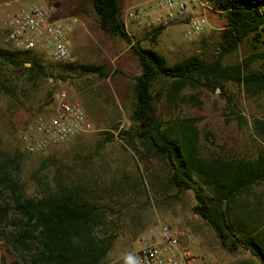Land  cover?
<instances>
[{"label": "rangeland", "instance_id": "1", "mask_svg": "<svg viewBox=\"0 0 264 264\" xmlns=\"http://www.w3.org/2000/svg\"><path fill=\"white\" fill-rule=\"evenodd\" d=\"M149 0H122V14L130 6ZM32 3L51 7L54 18L63 19L68 27L69 48L74 57L72 69L61 70L44 61L47 76L15 69L0 62V148L22 157L21 178L26 195L51 186L57 179L88 183L95 179L108 186L106 228L115 235L107 256L111 263L130 264L127 257L138 247L139 237L148 229L162 224L189 234L181 245L193 256V264H261L248 250L231 253L222 248L214 232L191 210L196 203L191 190L177 193L168 181L165 164L146 157L140 142L133 138L130 120L133 108V77L140 72L128 45L119 37L104 34L97 26V16L89 0H0V48L4 43L8 13ZM212 6V4H211ZM208 28L192 39L181 35L184 24L173 23L148 45L146 30L135 31L133 40L142 41L161 53L167 64L191 55L212 63L220 53L224 37V14L212 7L207 11ZM261 49L245 40L221 58L224 67L240 64L248 55ZM28 66V63L26 64ZM87 66H99L108 73L101 78L86 72ZM264 60L252 59L244 71H263ZM61 80L69 100L78 101L95 131L71 137L39 154L25 153L19 142V130L33 116L47 112L53 103L49 92V75ZM202 85L187 86L174 105L159 102L160 117L176 125L183 121L195 129L201 153L225 158H252L264 154V129L255 128L256 119L264 122V89L251 93L242 84L219 78L202 77ZM106 132L108 140L106 138ZM119 132H123L119 136ZM142 155V157L140 155ZM123 187L118 196L113 189ZM250 200L264 206V186L256 187ZM147 199L149 202L147 203ZM14 225L0 234V264H30V252L10 245Z\"/></svg>", "mask_w": 264, "mask_h": 264}, {"label": "trees", "instance_id": "2", "mask_svg": "<svg viewBox=\"0 0 264 264\" xmlns=\"http://www.w3.org/2000/svg\"><path fill=\"white\" fill-rule=\"evenodd\" d=\"M210 2L224 14L226 23L220 53L212 63L191 55L167 64L161 53L126 33L122 0H89V8L97 16L98 28L125 41L138 62L140 72L132 78L133 138L140 142L146 157L165 164L169 184L177 193L192 191L196 201L192 212L207 223L222 248L231 253L243 248L264 264V206L249 199L253 189L264 186V154L252 158L206 157L199 149L195 129L185 121L179 126L171 121L164 127L166 121L158 111L162 99L168 106L174 105L185 87L202 85V77L242 84L251 93L264 89V70L244 71L253 58L264 60V0ZM164 29L146 31L148 45L155 44ZM245 40L253 46L259 44L261 49L240 64L224 67L222 56ZM0 62L47 76L44 67L26 51L0 48ZM58 67L72 69V63ZM84 71L108 77L99 66H87ZM254 126L264 129V122L256 119ZM105 134L108 140L111 134ZM23 160L0 148V234L14 225L16 234L11 235L10 245L30 252V264H122L107 261L115 237L105 221L108 186H99L95 179L89 185L55 178L53 185L26 195L20 175ZM113 190L118 196L125 194L123 187Z\"/></svg>", "mask_w": 264, "mask_h": 264}, {"label": "built area", "instance_id": "3", "mask_svg": "<svg viewBox=\"0 0 264 264\" xmlns=\"http://www.w3.org/2000/svg\"><path fill=\"white\" fill-rule=\"evenodd\" d=\"M209 10H212L210 0H149L128 7L122 14V23L131 38L135 29L150 31L182 23L181 35L189 40L208 28ZM3 41L13 49L28 52L42 66L44 61L55 67L74 61L67 24L54 18L51 7L44 4L32 3L8 13ZM61 85L55 72H51V109L33 116L19 130V142L26 153L39 154L71 137L95 131L84 107L69 100ZM188 237L182 229L157 224L139 237L138 247L127 260L130 264H193V256L181 245L182 239Z\"/></svg>", "mask_w": 264, "mask_h": 264}, {"label": "water", "instance_id": "4", "mask_svg": "<svg viewBox=\"0 0 264 264\" xmlns=\"http://www.w3.org/2000/svg\"><path fill=\"white\" fill-rule=\"evenodd\" d=\"M28 65H29V63H28Z\"/></svg>", "mask_w": 264, "mask_h": 264}]
</instances>
